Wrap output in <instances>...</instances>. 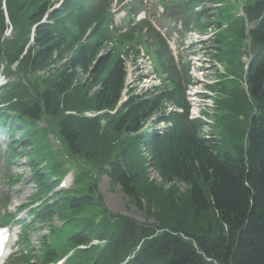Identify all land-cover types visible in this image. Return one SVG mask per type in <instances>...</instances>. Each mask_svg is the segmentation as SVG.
<instances>
[{"label": "trees", "instance_id": "1", "mask_svg": "<svg viewBox=\"0 0 264 264\" xmlns=\"http://www.w3.org/2000/svg\"><path fill=\"white\" fill-rule=\"evenodd\" d=\"M79 1H64L41 23L51 0H4L13 31L5 37L8 24L0 0V64L7 75H12L13 65L23 72V79L6 85L0 96L12 111L9 119L0 114V130L11 140L17 135L4 157L15 160L18 147L29 159L33 199L51 193L68 170L65 163L74 169L76 186L32 209L35 218L50 222L56 217L63 224L50 226L38 253L22 239L26 252L12 264H48L69 249L74 250L65 264H264V0H243L240 16L231 12L233 4L227 0H213L220 4L213 13L203 0H171L186 24L192 21L199 30L211 24L220 28L212 40L213 57L235 77L217 84L221 95L209 137L201 134L200 120L188 119L173 68H167L171 88L155 87L142 94L130 90L121 101L126 70L117 51L96 59L99 44L107 38L102 11L99 15L98 7ZM92 21L96 27L83 39ZM243 49L250 57L246 89L239 85ZM162 54L156 50V59H164ZM24 69L47 74L31 80ZM79 73L85 75L83 80ZM168 102L183 112L166 113ZM116 106L114 114L108 113ZM85 110L102 113L83 119L79 114ZM152 114L169 125L161 132L144 129ZM49 122L53 125H44ZM48 130L62 149L51 148ZM149 170L160 183L149 179ZM101 174L130 203L155 216L158 225L110 213L97 192ZM13 177L18 179L8 175L10 181ZM179 182L185 184L187 198L166 187ZM155 194L162 199H154ZM208 210L215 226L187 227L188 218L197 219ZM65 230L66 242L57 245V235ZM93 239L101 243L89 245Z\"/></svg>", "mask_w": 264, "mask_h": 264}, {"label": "rangeland", "instance_id": "2", "mask_svg": "<svg viewBox=\"0 0 264 264\" xmlns=\"http://www.w3.org/2000/svg\"><path fill=\"white\" fill-rule=\"evenodd\" d=\"M59 1V0H58ZM155 0H150V3L154 2ZM243 0H237V2H240ZM206 8H208V12L213 13L214 10V5L213 2L210 0H204L202 3ZM153 11V10H150ZM122 18L116 20L117 23H120ZM163 31V29H162ZM214 30H212L213 32ZM210 33V35L212 34ZM175 32L171 34L172 40L171 43H173L175 46L177 45L176 40H177V34L174 35ZM197 33L198 32H194ZM9 34V33H8ZM204 37L208 35H203ZM210 38V36H209ZM205 42L207 41H201L199 38H197L196 34L192 35H187V37L184 39L180 47H176V63L177 67L179 70H181V66L183 63L186 61L188 64V74L190 76L191 80V88H188V92L191 93L193 90H202L204 87H206V84H214L218 78H219V73L221 72L222 68L215 63V61L212 60L210 57L211 55V47L208 48L204 46ZM203 43V44H202ZM210 46V45H209ZM25 51V48H24ZM24 53V52H22ZM190 54H195L194 57L190 58ZM210 54V55H209ZM131 56L135 58V54H131L127 58V66L129 70L128 78H127V83L131 84V86H135L136 89L138 88L139 90H143L144 88L150 87V85L157 83V78L156 80H147V79H142L144 75H146L149 72V67L147 63L141 62L140 59L137 58V68L135 65L131 62ZM247 56L242 55L240 57V61L246 60ZM191 59V60H190ZM190 60V61H189ZM191 66V67H190ZM12 72V78H10L9 81H14L17 78L23 79L22 71H18L16 67L11 68ZM27 72L24 69V73ZM26 74V73H25ZM38 73H28L26 78L28 79H36ZM41 76V75H40ZM38 78V77H37ZM85 75L83 73H79L78 79H84ZM7 80V79H6ZM38 80V79H36ZM129 80V81H128ZM39 81V80H38ZM231 83V82H230ZM228 84V86H231V84ZM239 85L240 82H239ZM94 89H92L93 91ZM188 93V94H189ZM186 94L187 97L190 98L191 95ZM199 99L200 105H198L199 109L202 112H206L209 115L211 114L212 110L205 106V103L207 101L204 99L203 96H197ZM198 104V103H197ZM85 113V111L83 112ZM65 115H74L78 117V114L75 113H70L69 111H65ZM80 117V116H79ZM84 117L83 119H88L90 117ZM209 119L210 117H206ZM45 122V121H44ZM48 122V121H47ZM103 124V123H102ZM45 126L49 127L52 126V122H49V124H44ZM159 126H163L162 124H159ZM211 129V126H206L205 131H209ZM48 132V133H47ZM46 133V138L48 141L50 140V136L53 138L54 134H52L49 130ZM5 132L1 133L0 135V216L4 215L3 208H2V198L4 195H8L9 198V207H8V213L9 214H14V210L17 209L16 207L20 204H24L25 207L28 206L29 204V198L28 196L35 191V185L31 179V172L28 166L29 159L24 155L23 153L20 152V148L15 147L17 149V153L19 156L15 160L12 161L11 164H9L10 168L9 170L13 173H15L18 176L17 181H15V185L10 187L4 180H2V177L4 175V171L6 168V162L1 156L2 151L5 149L6 144H8L10 141L7 137ZM17 136H15L16 138ZM54 139V138H53ZM51 144L52 149H62L61 145L56 146L54 141L51 139L49 141ZM64 150H61V154H64ZM60 156V155H59ZM59 158V157H58ZM58 160V159H57ZM66 168L70 169L68 170L69 173L65 178H68V180H72L73 178V168L70 163H65ZM148 177L150 180H154L157 183H160V179L157 175L156 172L153 170H149L148 172ZM96 186H97V192L102 196L103 203L105 205V208L112 213V214H117L120 216H126V217H131L139 222H147L151 224L158 225V220L155 216L152 215H146V213L142 210H139L135 205L129 202V199L120 191L118 186H115L111 188L110 183L108 178L105 175H100L97 177L96 180ZM171 186L170 188H173L176 190L179 195L187 198L185 191H186V186L185 184L179 182L174 185L171 184H166V187ZM68 188H71V183H69L67 186L63 187V190H69ZM57 190V189H55ZM162 194V193H161ZM51 202L55 197L54 193H49L48 195L45 196ZM154 199H162V197L159 194H155ZM185 203L188 204V199H184ZM27 205V206H26ZM25 207L22 209L21 212L15 214L17 219L20 220H31L32 218L28 215L27 209ZM18 211V210H16ZM88 212V211H87ZM89 213V212H88ZM154 215H156V211H153ZM92 214V213H91ZM15 218V219H16ZM209 223H212L215 226V220L211 214V210H208L205 212L201 217L199 218H194L192 217L187 219V222L185 223L187 227L189 228H194L196 230H201L203 227L207 226ZM33 227L32 229H28V239L31 242V248L33 249L34 253L39 252L38 248V242L40 241L41 237L46 236L48 234V231L50 230V226H59L60 222L56 217H53L50 222L44 221V220H37L32 222ZM11 231L14 233L13 236H11L10 240L11 243L14 242V245L11 246L8 249L9 255L5 260H7L11 254H13L14 251L17 250V237L21 235V230L17 225H14L11 227ZM66 248V247H65ZM4 260V261H5Z\"/></svg>", "mask_w": 264, "mask_h": 264}]
</instances>
